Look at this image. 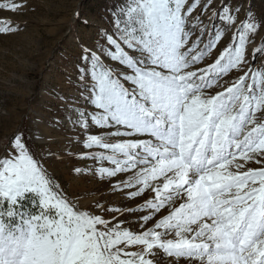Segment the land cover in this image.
Segmentation results:
<instances>
[{
	"label": "snow or ice",
	"instance_id": "snow-or-ice-1",
	"mask_svg": "<svg viewBox=\"0 0 264 264\" xmlns=\"http://www.w3.org/2000/svg\"><path fill=\"white\" fill-rule=\"evenodd\" d=\"M253 7H105L66 73L73 93H48L60 115L5 143L0 264H264V13ZM21 30L0 20V35ZM41 125L71 135L54 150ZM53 159L91 161L73 174L107 183L120 205L81 203L49 172Z\"/></svg>",
	"mask_w": 264,
	"mask_h": 264
},
{
	"label": "rangeland",
	"instance_id": "rangeland-1",
	"mask_svg": "<svg viewBox=\"0 0 264 264\" xmlns=\"http://www.w3.org/2000/svg\"><path fill=\"white\" fill-rule=\"evenodd\" d=\"M7 0H0V3ZM124 0H26L25 8L18 13L0 10V20L18 24L21 31L0 35V157L5 155V143L17 128L26 135L37 131L34 121L43 119L45 124L60 115L59 105L51 100L48 93L52 89L72 94L73 89L66 83V73L71 69L79 52L78 45L91 41L95 29L106 23L105 7L111 8ZM233 5L244 0H223ZM222 0H213V7H219ZM253 11L264 13V0H252ZM81 13V20L88 19L91 27L78 23L75 13ZM244 18L243 12L240 14ZM231 32L219 50L227 45ZM259 37L249 45V51L258 45ZM211 62V61H208ZM230 75L225 79H232ZM223 83V81H221ZM222 90V89H217ZM39 131L50 133L55 138L54 150L67 142L71 132L66 127L59 131L41 125ZM46 145L35 144L39 149ZM80 149H73L78 151ZM91 161L74 159L48 160L46 167L70 192L82 196L81 203L99 201L119 206V195L109 193L107 183H98L91 177H77L72 172L73 165L86 167ZM253 167L258 165L253 164Z\"/></svg>",
	"mask_w": 264,
	"mask_h": 264
}]
</instances>
